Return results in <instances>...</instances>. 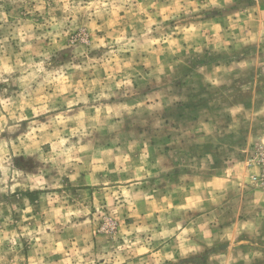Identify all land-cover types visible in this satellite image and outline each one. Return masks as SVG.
Segmentation results:
<instances>
[{
    "label": "rangeland",
    "instance_id": "rangeland-1",
    "mask_svg": "<svg viewBox=\"0 0 264 264\" xmlns=\"http://www.w3.org/2000/svg\"><path fill=\"white\" fill-rule=\"evenodd\" d=\"M0 264H264V0H0Z\"/></svg>",
    "mask_w": 264,
    "mask_h": 264
}]
</instances>
